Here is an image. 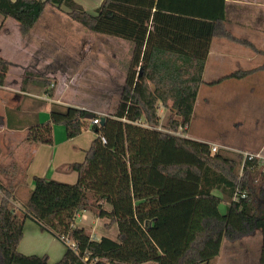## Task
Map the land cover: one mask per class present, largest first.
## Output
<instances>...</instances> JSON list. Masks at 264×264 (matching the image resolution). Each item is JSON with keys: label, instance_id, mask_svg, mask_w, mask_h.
I'll use <instances>...</instances> for the list:
<instances>
[{"label": "trees", "instance_id": "1", "mask_svg": "<svg viewBox=\"0 0 264 264\" xmlns=\"http://www.w3.org/2000/svg\"><path fill=\"white\" fill-rule=\"evenodd\" d=\"M48 5L134 48L120 101L103 125L92 123L100 120L95 113L86 120L87 111L56 103L47 122L28 124L27 145H52L54 126L70 140L90 125L95 138L83 160L69 165L74 184L34 177L29 197L15 206V186L0 182V264H49L46 256L18 252L26 220L64 245L54 264H213L223 239L236 241L255 230L264 264V208L255 201L258 196L264 203L259 161L229 150L211 153L206 143L169 133L191 121L212 39L251 47L226 30L225 0H103L94 13L74 0H0V16L13 19L27 36ZM8 68L0 57V87ZM29 85L53 98L50 80L25 73L21 91ZM159 104L170 113L163 131ZM82 212L116 224L117 240L92 239L76 226Z\"/></svg>", "mask_w": 264, "mask_h": 264}, {"label": "crops", "instance_id": "2", "mask_svg": "<svg viewBox=\"0 0 264 264\" xmlns=\"http://www.w3.org/2000/svg\"><path fill=\"white\" fill-rule=\"evenodd\" d=\"M74 1L89 13H94L103 2V0ZM224 11L226 30L232 36L248 41L252 48L222 38L212 39L204 65L202 83L197 90L191 121L193 122L197 109L202 107V102L208 105L210 100L216 99L231 103L241 98L246 100L247 105L242 110L247 111L249 108L255 116V128L262 130L264 129V69L260 68L264 65V0H225ZM73 22L63 10H57L48 5L28 35L22 36L17 22L0 16V57L9 64L5 83L0 87V182L5 186L14 181L22 182L23 184L15 185V196L23 185L30 192L33 189L30 182L34 177L74 184L76 174L69 170V165L83 160L84 152L87 150L86 143H90L95 138V134L92 133L88 142L83 143L82 139L78 142L82 133L68 140L65 139L62 131L59 132L58 129L53 128V133L58 140L53 141L52 145H27L23 141L28 124L35 121L40 123L39 112L47 106L50 109L52 103L90 110L99 116H106V103L111 99L112 79L120 65L119 59L122 61L116 53L117 48L119 53L124 52L125 64L130 63L134 48L131 42L91 32ZM74 36L83 38L75 39ZM91 41L99 43L93 61L98 66L104 67L105 71L104 74L100 71L92 74V79L86 81L90 84L87 87L84 85L85 89H82L78 87L81 78L78 80L76 76L66 74L65 69L71 67L66 61L75 64L78 56L74 47L76 45V48L82 47L84 44L89 46ZM102 51L105 54L103 59L99 57ZM120 67L123 68L122 65ZM236 71H251V73L239 80L223 79ZM25 73L54 79L56 87L53 98H49L43 88L35 85H29L25 92H22L20 86ZM121 74L123 79L122 71ZM220 79L223 80L218 82ZM102 81L105 85L103 89L95 85H99ZM63 84H65L64 87ZM62 87L67 90L65 93ZM97 97L100 99L99 102L90 101ZM159 106L163 107L158 105L157 114L160 117ZM163 111L168 110L163 108ZM191 121L184 133L186 138L206 143L210 148L214 146L218 150L254 155L261 164H264L262 161L264 160V144L256 151L233 149L224 141L220 144H210L202 138L188 134L192 127ZM8 123L11 128H8ZM236 124L241 125V122L237 121ZM214 193L219 195L216 191ZM14 205H20L17 198ZM222 205L224 209L220 210L221 213L225 210V204ZM84 213H89L92 229L91 232L87 230L86 232L92 239L106 237L113 241L117 240L116 224H110L106 218H96L90 212L82 214ZM80 214L76 219L80 218ZM76 226L85 229L82 224H76ZM252 235L245 236L241 240H257L259 254L255 264H260L261 233L255 230ZM238 241L229 242L223 239L219 255L213 264H239L235 260V254H223L225 243L235 244ZM64 251V245L41 232L35 223L30 220L24 222L22 239L18 245L20 254L46 256L48 263L54 264L62 258ZM246 263L249 264V261Z\"/></svg>", "mask_w": 264, "mask_h": 264}, {"label": "rangeland", "instance_id": "3", "mask_svg": "<svg viewBox=\"0 0 264 264\" xmlns=\"http://www.w3.org/2000/svg\"><path fill=\"white\" fill-rule=\"evenodd\" d=\"M75 24L80 26V24H77V23ZM73 38L81 40L83 37L81 38L79 36H74ZM91 42L92 43L89 46H87V44L86 45L84 44L82 47L78 46V48H76L77 45L74 47V50L78 56L76 59L77 62L75 64H72V62L70 61H66V63L71 66L65 69L66 74H68V76H72V75L76 76L78 80L79 78H81L79 80L80 82L79 83L77 82V83H78V87L82 89H85L84 85L87 87L90 84L86 81H88V79H92V74H95V72L97 71H100L102 74H104V71H105L104 67L98 66L97 63L93 61L94 59L93 56L98 51L99 43H96L95 41H91ZM237 47L242 48L241 46H237ZM116 53L119 54L122 61L119 59L118 63L120 65L116 69V72L112 79L113 82L110 87V90H111L110 98L111 99H109L108 102L106 103V107H107L106 109L107 111L105 112L106 115L112 114L120 101L121 91H122L125 78L129 70V66H130V63H128V65L125 64L124 52L121 51L119 53V48H117ZM103 56H105V54L102 51L101 56L99 57H102L103 59L104 58ZM79 57H81V59ZM121 65L123 66V68L120 67ZM121 71L124 74L123 79L121 78V75H122ZM37 76L46 78L43 75H37ZM46 79L50 80L51 83L54 84L53 90L55 91V87H56L55 80L51 78H46ZM95 85L101 87L102 89L105 87L103 81L99 82V85L98 84H95ZM64 86L65 84H63V87ZM63 87H62V91L63 93H65L67 90L64 89ZM54 91H53V94H54ZM211 92L214 93L216 91H211ZM90 101L92 103H96V102H99L100 99L99 97H97V99L90 100ZM199 101H201V99H199ZM245 102L246 100L244 99L241 100V98L235 101H231V103H228L227 101H224V100L220 101L216 99L210 100L208 105H204L202 102V105H201L202 109L198 108L197 111L195 112L196 114L194 116L193 122L191 121L192 127H191V130L188 131V134H192V135L197 136L198 138H202L205 141L209 142L210 144L212 143L220 144L221 142L224 141L226 144H228L233 149L243 148L242 150H253V151L255 150L256 151L262 144H264V129L259 130V128H255L256 127L254 123L255 116H254V113L249 110V108L247 111L242 110V108L244 109L247 106ZM168 106H170V103H168ZM259 107L261 106L259 105ZM159 108L161 107L159 106ZM49 110L50 109L47 106L39 112L38 116H39L40 123H45L48 121ZM87 112L93 113L90 110ZM169 114H170L169 111L167 112L163 111V108H161L159 111L160 117H159L158 128L162 131L169 128L167 124V119L169 117ZM237 121L241 122V125L236 124ZM53 128L58 129L59 132L62 131L65 139H67L66 133L63 127L54 126ZM82 133L83 135L77 141L79 142L80 139H82L83 143L84 141L88 142L92 135L90 125H88L86 129L84 128V130H82ZM57 138L58 137H56V135L53 133V141L58 140ZM90 144L91 142L86 143L85 149H88ZM216 149L218 150V148ZM79 160L81 159L79 158ZM259 165H260V169L264 171V164H261L259 161ZM11 183L14 186L16 184H23L22 182H19V181H14ZM66 184H69V183H66ZM30 185L33 186L32 181L30 182ZM28 197H29V191L25 188V185H23L16 192V198L19 200V202L24 204V202L27 200ZM255 201H256L258 209L264 208V203L261 202L258 196L255 199ZM219 209L223 210L224 206L221 204ZM82 213L80 214V218L76 219V224H82L83 226H85V230H87L88 232H91L92 225L90 222L89 213H84V214ZM252 234L253 233H251L248 236H253ZM232 253L235 254V260L239 264H247L246 263L247 261H249V264H255L258 258V254H259L257 240H251V239L241 240L240 239V241L236 242L235 244L225 243L223 246V254L230 255ZM147 264H154V263H147Z\"/></svg>", "mask_w": 264, "mask_h": 264}, {"label": "built area", "instance_id": "4", "mask_svg": "<svg viewBox=\"0 0 264 264\" xmlns=\"http://www.w3.org/2000/svg\"><path fill=\"white\" fill-rule=\"evenodd\" d=\"M93 124L98 125L100 123L99 119H95L92 121ZM188 128V125H184V126H179L178 129L176 131H172L169 132L170 134L176 135V136H180V137H185L184 133L186 132ZM101 142L104 143V139L101 138ZM211 153H215L217 151L216 147H211L210 148ZM244 157H248L249 159L255 158L256 157L254 155H250V154H243ZM244 195H242L243 197ZM62 241L64 242L65 245L70 246L72 249H75L74 245L68 240V239H62Z\"/></svg>", "mask_w": 264, "mask_h": 264}, {"label": "water", "instance_id": "5", "mask_svg": "<svg viewBox=\"0 0 264 264\" xmlns=\"http://www.w3.org/2000/svg\"><path fill=\"white\" fill-rule=\"evenodd\" d=\"M92 118H93V114L90 113V112H88V113L85 115V119H86V120H92ZM104 121H105V116H101V117H100V125H103Z\"/></svg>", "mask_w": 264, "mask_h": 264}]
</instances>
